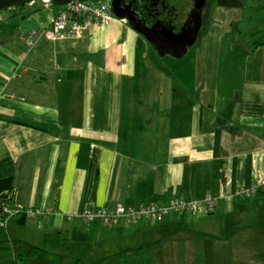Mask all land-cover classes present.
<instances>
[{"label":"crops","instance_id":"crops-1","mask_svg":"<svg viewBox=\"0 0 264 264\" xmlns=\"http://www.w3.org/2000/svg\"><path fill=\"white\" fill-rule=\"evenodd\" d=\"M64 9L31 3L26 18L0 32V199L13 211L5 223L10 250L0 254V264H116L133 249L170 255L166 264H179L177 254H207L211 248L194 252L158 240L183 230L190 212L108 226L83 215L208 196L214 207L207 213L221 216L220 235H234L224 228L264 196L237 193L264 175V45L224 56L221 72L218 47L209 42L204 65H194L196 104L165 105L175 114L163 117L162 105L130 103L132 79L142 88L149 77L139 60L147 49L156 54L145 39L115 17L78 38L57 31L46 37L51 18ZM143 90L149 98L153 84ZM177 94L179 102L183 94ZM138 222L144 226L132 232L143 240L133 245L125 225ZM32 247L37 254L26 256ZM143 256L135 263L121 257L118 264H155Z\"/></svg>","mask_w":264,"mask_h":264},{"label":"rangeland","instance_id":"rangeland-1","mask_svg":"<svg viewBox=\"0 0 264 264\" xmlns=\"http://www.w3.org/2000/svg\"><path fill=\"white\" fill-rule=\"evenodd\" d=\"M239 13L240 11L237 9L205 5L202 9L203 27L195 43L191 47H188L184 56L176 58L166 54L159 57L152 53L150 49H147L149 54L146 59L143 58V61L139 60L138 55L137 61L139 60L140 62V70L146 72L149 77L142 78V88L138 86L135 79H132L130 103L132 105H162L163 110L165 105H195L199 95L196 89H194V65L198 62H201L200 65H204L202 57L206 54L207 44L210 42L216 44L218 47V53L221 56L219 57L218 65H220L221 72L225 71L222 67L224 56L233 58L234 55H237L239 49H246L235 27L236 21L240 18ZM206 30L208 31L205 33ZM141 39L139 41L143 48L144 42ZM153 54L156 58H154ZM196 56H199L202 60H197ZM202 71L204 72V69ZM144 83L153 84V95L147 99V95L150 94L143 93ZM223 88L219 87V90L221 91ZM177 93L183 94V97L180 96L179 102ZM166 113L175 114V109L173 108L166 112L165 110L162 111L163 117H165ZM257 197V205L252 204L242 209L243 215L239 216L242 220L228 223L229 227L224 228L235 231L231 237L224 238L220 235L223 228L218 221L221 217L218 211L207 213L205 210H200L193 215L188 214V223H186L187 226H184L186 230L183 229L181 230L182 232H166L158 240H161L160 242L163 245L173 244L179 247L191 245L194 249L196 248L194 252L200 251L202 247L211 248L207 254L199 252L195 254H177L175 255L176 258L181 257V259H177L179 264H183L181 262L188 257V262L196 258L195 264H207V261L209 263L218 262L217 264H264V196ZM200 213H204L205 215L200 216ZM141 218H138L136 221L145 219ZM205 219L209 220L206 222ZM125 226H127V230L132 234V236L128 234L129 243L135 245L140 240H143L136 237L135 232H132L134 226H144L141 222L132 226L131 224ZM205 226V236H203L202 232ZM207 230L213 232L212 236H209ZM153 240L151 238V241ZM128 252L126 251L123 255L122 253L119 254L116 264L121 260V257L126 261L129 260L131 263L142 261L143 255L141 251L133 249L131 254ZM151 257L155 264H166L167 262L165 261L170 258V255L144 254L143 256V258ZM182 258L184 259L182 260ZM184 261L187 262V260Z\"/></svg>","mask_w":264,"mask_h":264},{"label":"built area","instance_id":"built-area-1","mask_svg":"<svg viewBox=\"0 0 264 264\" xmlns=\"http://www.w3.org/2000/svg\"><path fill=\"white\" fill-rule=\"evenodd\" d=\"M48 2L49 0H44ZM111 0H76L68 3L64 11L53 16L50 20L51 30L45 31V36L52 38L55 31L62 35L78 38L82 32L94 23H106L114 16L110 7ZM264 187V175L261 180L253 184L247 190H238V195H253L259 188ZM211 197H205L201 201H186L183 199H175L168 205H152L144 204L136 210L126 209L121 205L116 206L113 212L109 213L103 208H91L86 210L83 217L87 221H99L101 224L115 225L121 220L134 222L142 216H160L168 211L197 213L200 210L206 212L213 210ZM21 209L18 212H21ZM13 211L9 209L5 201L0 199V226L5 227V219L11 215ZM28 216L33 217L35 211L26 210Z\"/></svg>","mask_w":264,"mask_h":264},{"label":"trees","instance_id":"trees-1","mask_svg":"<svg viewBox=\"0 0 264 264\" xmlns=\"http://www.w3.org/2000/svg\"><path fill=\"white\" fill-rule=\"evenodd\" d=\"M41 1L42 0H0V15L5 12L9 13L5 21L0 20V32H8L14 29L28 16L27 7L29 4H35ZM72 1L76 0H49L48 2L53 7H65ZM191 2L192 0H165L164 3L166 6H175L180 15L185 16L191 7ZM206 5L239 10L240 18L236 21L235 27L246 49L252 51L264 45V0H206ZM38 8V5L34 6V10ZM253 195H264V187L259 188ZM6 220L7 218L5 222ZM120 222L121 221L118 223ZM48 240L49 237L46 238V241ZM9 250V239L5 233V227L3 228L0 226V254ZM34 254H37L36 247H32L28 250L26 256L31 257Z\"/></svg>","mask_w":264,"mask_h":264},{"label":"water","instance_id":"water-1","mask_svg":"<svg viewBox=\"0 0 264 264\" xmlns=\"http://www.w3.org/2000/svg\"><path fill=\"white\" fill-rule=\"evenodd\" d=\"M206 0H192V8L188 13L187 21L176 32L170 26L155 22L148 26L143 17L124 4L123 0H111L110 7L115 18L125 20L131 29L140 34L151 45L156 55L162 57L166 54L181 58L191 47L202 25V9Z\"/></svg>","mask_w":264,"mask_h":264},{"label":"flooded vegetation","instance_id":"flooded-vegetation-1","mask_svg":"<svg viewBox=\"0 0 264 264\" xmlns=\"http://www.w3.org/2000/svg\"><path fill=\"white\" fill-rule=\"evenodd\" d=\"M123 2L124 4L130 5L140 17H143L148 26L153 25L155 22H159L161 25L172 27L174 32L178 31L185 21H187L188 13L192 8L191 2L189 11L185 16H182L175 6H166L164 3L165 0H123ZM202 27L203 25H201V29ZM148 45L152 48L150 44Z\"/></svg>","mask_w":264,"mask_h":264}]
</instances>
